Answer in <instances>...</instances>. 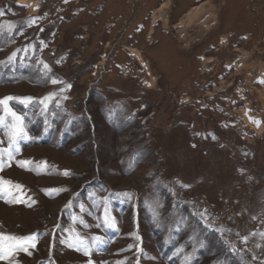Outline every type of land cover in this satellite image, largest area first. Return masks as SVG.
Instances as JSON below:
<instances>
[{
    "label": "rangeland",
    "instance_id": "rangeland-1",
    "mask_svg": "<svg viewBox=\"0 0 264 264\" xmlns=\"http://www.w3.org/2000/svg\"><path fill=\"white\" fill-rule=\"evenodd\" d=\"M20 1L0 264H264V0Z\"/></svg>",
    "mask_w": 264,
    "mask_h": 264
},
{
    "label": "snow or ice",
    "instance_id": "snow-or-ice-1",
    "mask_svg": "<svg viewBox=\"0 0 264 264\" xmlns=\"http://www.w3.org/2000/svg\"><path fill=\"white\" fill-rule=\"evenodd\" d=\"M3 14V13H0ZM35 22V18L33 19V23ZM45 68H47V65H45ZM53 84L58 83L57 80H52L51 81ZM264 82V81H262ZM70 87V85H69ZM12 97H7L3 100H0V105L5 106V108H7L8 111V115H10L15 123L12 124V127L9 129V133H10V139H19L21 136H23L25 134V128L23 126V118L18 115L16 112L12 111L11 108L8 107L7 105V101L12 100ZM26 100H31V97L25 98ZM4 167L3 162H0V170H2ZM67 174V173H66ZM12 184L11 181H6L3 180L2 178H0V194L5 193V192H9L10 189L5 188L4 185H10ZM16 188H21V185H15ZM20 240H23L25 243L23 245H19L22 250H26V244L28 241H35V235L33 236H29L26 238H19ZM8 240V241H13L14 243L12 244H5L4 241ZM18 240V238L13 237V236H7L5 237L3 234H0V252H11L13 250L14 247H17L18 245L15 243ZM78 243L83 244V241H78ZM32 247H35V243L33 242L31 244ZM69 246H73V245H69ZM77 250H80L79 248ZM85 255H90V252L85 251L84 253ZM3 258V257H0Z\"/></svg>",
    "mask_w": 264,
    "mask_h": 264
},
{
    "label": "bare ground",
    "instance_id": "bare-ground-1",
    "mask_svg": "<svg viewBox=\"0 0 264 264\" xmlns=\"http://www.w3.org/2000/svg\"><path fill=\"white\" fill-rule=\"evenodd\" d=\"M20 3H22L23 5H25V6H28V4L30 3L29 1H26V0H24V1H20ZM201 7H197L196 9H193L191 12H190V16H192V15H196L198 12H200L201 11ZM129 50L132 52V54H135V55H137L138 57H140V55H139V53L135 50V49H133V48H129ZM106 56L103 58V63H102V65L106 62ZM139 60H141L142 62H143V60L141 59V57L139 58Z\"/></svg>",
    "mask_w": 264,
    "mask_h": 264
},
{
    "label": "trees",
    "instance_id": "trees-1",
    "mask_svg": "<svg viewBox=\"0 0 264 264\" xmlns=\"http://www.w3.org/2000/svg\"><path fill=\"white\" fill-rule=\"evenodd\" d=\"M145 120V119H144ZM146 121H148V119L146 118Z\"/></svg>",
    "mask_w": 264,
    "mask_h": 264
}]
</instances>
